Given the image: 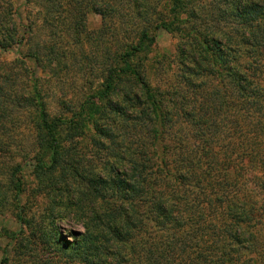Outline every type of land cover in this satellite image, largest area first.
Segmentation results:
<instances>
[{
	"label": "trees",
	"instance_id": "trees-1",
	"mask_svg": "<svg viewBox=\"0 0 264 264\" xmlns=\"http://www.w3.org/2000/svg\"><path fill=\"white\" fill-rule=\"evenodd\" d=\"M146 1L37 4L55 28L52 18L68 24L72 11L77 21L85 8L102 20L121 13L138 18L151 8ZM158 3L154 26L185 37L176 49L178 66L163 85H151L138 57L152 39L144 26L111 53L95 96L99 105L89 114L90 139L99 148L95 165L77 145L86 119L51 115L39 101L27 144L34 141V150L38 142L34 168L47 172L38 182L50 202L45 233L48 223L57 233V219L71 214L83 230L58 244L82 264H244L243 255L253 253L264 260V0ZM12 6L0 10V51L27 40ZM55 47L46 45V55ZM41 55L35 45L23 56ZM13 76L0 66V110L30 100L28 92L4 97L2 83ZM6 116L0 113V167L7 168L4 181L17 204L20 163L1 161L10 152L2 137ZM61 134L71 138V149L61 145Z\"/></svg>",
	"mask_w": 264,
	"mask_h": 264
},
{
	"label": "rangeland",
	"instance_id": "rangeland-1",
	"mask_svg": "<svg viewBox=\"0 0 264 264\" xmlns=\"http://www.w3.org/2000/svg\"><path fill=\"white\" fill-rule=\"evenodd\" d=\"M37 1L0 0V10L7 2L13 4L11 11L16 15L17 29L27 35V40L20 46L16 44L6 51H0V66L12 68L15 73L2 83L3 92L6 93L4 97L13 92L18 95L28 92L30 96L29 102L22 106L7 105L5 110H0V113L7 115L4 121L7 128L2 130L3 142L7 143L6 147L10 146V152L2 156L1 161L7 166L9 164V167L20 163L16 176L20 179L23 193L20 202H12L15 191L4 181L7 168L0 167V264H82L72 257L75 251L64 252L58 244L60 238L71 242L74 240V237H69L70 231L83 230L80 224L72 221L71 214L65 212L62 219H57V233L49 223L45 233L43 210L50 202L49 197L40 192L38 182H45L47 172L44 168H34V156L42 151L38 142L34 150L31 147L34 141L31 145L27 144L31 138L33 120L39 111V101L42 99L46 103L51 115L64 113L68 116L70 112L86 119L77 145L93 166L97 163L94 156L99 148L90 139L93 129L89 114L95 112L99 105L95 96L100 90L111 53L121 44L131 41L140 27H147L153 40L150 38L146 42L150 45L138 55L139 61L147 67V80L151 85H163L176 71V49L184 43L185 37L154 26L156 14L161 9V3L157 4V0H147L151 8L148 6L138 18L134 15L132 19L124 14L122 16L118 11L121 13L119 17L115 14L110 21L107 18L102 20L98 14L85 8L84 15L77 21L72 11L67 16L68 24L52 18L55 28L44 23ZM77 22L80 24L78 30L72 29ZM29 26H32V32L28 35ZM53 42L56 44L54 52L46 55L45 46ZM35 45L42 53L38 61L23 56L32 51ZM34 93H39V96L36 97ZM61 135V145L71 149V138L67 134ZM25 152H28V156H25ZM33 153L35 155L32 157ZM25 158H29V161L25 162ZM262 241L264 245V233ZM242 260L244 264H264V260L255 253L243 255Z\"/></svg>",
	"mask_w": 264,
	"mask_h": 264
}]
</instances>
